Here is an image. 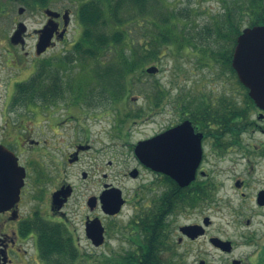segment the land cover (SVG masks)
I'll use <instances>...</instances> for the list:
<instances>
[{
  "label": "rangeland",
  "instance_id": "374dc122",
  "mask_svg": "<svg viewBox=\"0 0 264 264\" xmlns=\"http://www.w3.org/2000/svg\"><path fill=\"white\" fill-rule=\"evenodd\" d=\"M3 1L4 0H0V6L3 5ZM79 1L86 2L88 0ZM249 1L250 0H162L161 2L163 5H160L161 7L168 8L169 10L173 9L177 12H181L183 15H188L191 22V30H189V32L191 34H193V32L200 33L198 41L194 39L192 43H197V47L199 48L200 45L203 44V38L205 37L209 42L204 46L202 45V50L205 49L206 53L201 55V59L193 57L188 50H186L184 56L178 55L180 51L178 47L175 48L176 50H171L170 47V51L164 49L161 56L157 60H154L155 63L144 65L143 72L141 73H134L132 79L135 81V88L133 92L131 89V92L126 94V102H124L123 105L119 103L117 106H114V108L111 107L113 102L107 101L110 100L109 95L106 94L102 97L104 93H101L102 90L96 85L95 81L92 80V76H89L92 63L89 64L88 62L81 67L75 64L72 65V63L68 66H64L60 63L62 67L59 65L58 72L60 73L61 80L57 85L58 88L61 89V96L53 101L57 106L55 107V116L59 115V117L63 119L68 112L66 108H69L72 114L81 120L79 124L88 132L90 141L93 143L96 151L100 150L101 152L94 156V159H96L99 164V168L103 170L102 167L105 165L107 166L105 171L107 183L113 185V187L117 186V189L121 188L124 193H128L126 197L130 200L125 211L123 210L120 216L110 221L109 238L106 244L100 249H93L89 247L87 241L82 236L84 230L83 226L80 224L82 217L76 212V207L80 201L83 200L82 196L85 197L90 191L94 192L97 190L104 179L101 175L99 176V174H96L82 182L77 176L79 173V170H77L78 166L68 169L66 173L68 174L67 178L69 182L74 185L76 191L71 200L74 215L69 222L74 229L76 228L75 236L79 238L78 243L81 251L84 249V251H86V254L81 256L77 264H109V260L113 257L126 256L127 253L135 248L132 245V241L139 244L143 240L142 234L136 236L132 233V229L127 228V226L130 225V220L134 217L131 204H135L137 208L141 210L140 214L143 219H145L146 216L151 218L155 214L158 200H160L163 195L165 196L167 189H165L166 183L162 177L153 180L152 175L145 170H142L138 180L131 179L129 176L124 177L125 174L129 173L137 165L131 146L135 145L138 141L148 139L163 132L174 122H179L185 114L191 118H195L196 115L207 113V115L211 114L212 116L220 118L227 113H238L243 109H250L247 107L246 90L237 84L236 77L234 76L235 74L233 75V73L225 70V67L215 62H212V64L204 62L205 59L210 58L211 55H216L218 51L223 55L225 50L228 49L229 52L232 48L226 39L228 37L232 38V31L231 29H227V18L223 17L225 15V7H234L240 11L247 10L246 8H249ZM62 2H64L67 7L69 6L73 12L75 11L76 8H72L70 0H62ZM15 12L14 9V12L7 18H0V36L3 37L10 32V29L13 27L11 24V15L16 14ZM24 19L29 26V32H31L38 28L44 18L39 9H27ZM241 19L242 18L238 20V17L236 18V23H238L239 27ZM77 21L73 13L70 19L67 36L68 43L65 44L64 48L59 45L58 50H56L58 53L56 51L54 53L55 56H61V52L63 53L64 50L66 51V48H71L72 42L74 43L79 38L81 27H78V32H76L77 29L75 25L78 24ZM216 21H220V24L226 27L224 29L226 31V33L223 34L224 37L218 39L217 36L209 35L207 31L213 23L217 26ZM243 27L245 26H241L240 29ZM135 31H137L136 28ZM73 38H75V40H73ZM33 41V39L28 41L30 47L33 45ZM171 51L176 52L172 54ZM100 58L103 59L104 56ZM222 64L225 66L223 62ZM149 66H156L159 69L158 73L153 76L146 75L145 69ZM85 72H87V75ZM0 74L2 75V73ZM27 75L28 72L22 73L20 77L26 78ZM136 78L138 80H136ZM40 81L45 82L43 79H40ZM3 88L2 83H0V122L4 114H6L12 125H14L17 115H21V113L29 115V109L34 108L27 107L28 110L25 111L21 109L22 107L15 110L9 107L6 111L3 110ZM78 88L81 89V91H79ZM76 91L78 93H76ZM13 99L14 97L12 96V103L14 101ZM119 111L127 113L132 111L133 114L139 116V119L136 118L134 121L121 124L120 121L124 116L122 114L120 116ZM249 116V123L256 120L255 123L258 125H264V123L257 121L256 112L254 110H250ZM72 128V126H68L66 130L71 132ZM243 137H245L246 142L250 145H258L260 142H264V137L259 134L257 128L250 124L243 133ZM51 155L54 157V161L61 162L62 157L60 151H52ZM230 156H233V154ZM86 159L88 160V158ZM208 160L210 161V158L207 159V162L205 161L203 169L206 173L211 172L212 176L217 170L223 172L228 165L227 159L220 160L218 164L215 165H210ZM213 162L214 160H212V163ZM47 163L49 165L51 162ZM97 163L95 164L96 169ZM93 168L94 166L92 165L90 167V176L97 173L93 172ZM240 169L242 168L240 167ZM49 172L50 169L43 171L44 176L42 179L44 184L42 190L46 192L50 187L47 184V175ZM254 173H256L257 178L264 176L261 169H257ZM212 176L209 178L212 183H216L217 181L225 183L224 173L215 175L216 178H212ZM28 182L34 183L32 176L29 177ZM78 182L79 185L77 184ZM251 187H253V189L249 191V194L253 195L254 188H259L260 183ZM214 194L215 193H213V196ZM216 194L217 197L223 199L220 200L218 206H223L228 199L235 200L233 191L230 188L228 189V187L221 190L219 189ZM32 196V200L34 201L38 198L37 194L33 193ZM36 203L39 202L36 201ZM234 203H237V201L235 200ZM248 204L252 206V203L249 201ZM186 205L188 206V204L184 203L182 210L187 209L189 212L192 210L190 213L186 214L187 216L183 217L177 215L175 220L169 218L165 221V236L166 234L169 235L168 233L171 232L172 241H175L177 238L178 227L198 222L203 215L208 216L213 224L208 228L206 237L195 243L188 245L182 244L180 246L173 243L175 249L172 253L174 254L173 256H176V260H172V253H169L166 249L162 259L169 264H199V259L206 260L205 264H228L230 256L218 254L207 243V237L210 236H221L220 238H222V236L224 238L228 237L237 244H242L243 246L238 247L233 253L232 257L234 258L242 257L245 259L247 255H251L256 251L255 244H249L247 246L244 244L249 238L259 242V245L264 243V236L260 235V233H264V231H262L264 228L261 232L259 231V229H261V224H259L260 219L254 215V220L251 219V226L244 230V226L232 222L233 219L227 214L226 210H219V212L216 213V205L214 204H209L204 212H198V206L193 209L184 207ZM28 207H30L29 202L23 206L22 212L27 211ZM244 216L246 218L250 217L251 212L247 211ZM1 222L2 220L0 219V223ZM1 225L0 232L3 231ZM8 226L9 224L6 227ZM65 232L68 233L67 231ZM251 233H255V235L253 237H248L247 234ZM27 250H29L30 254H33V249L30 245H27ZM28 257L30 260L33 259L30 256ZM262 258L264 260V254H262ZM26 260L27 258L25 259V264H34ZM74 263L76 264V262ZM42 264H47V262L43 261Z\"/></svg>",
  "mask_w": 264,
  "mask_h": 264
},
{
  "label": "flooded vegetation",
  "instance_id": "af4514ba",
  "mask_svg": "<svg viewBox=\"0 0 264 264\" xmlns=\"http://www.w3.org/2000/svg\"><path fill=\"white\" fill-rule=\"evenodd\" d=\"M70 1L72 8L78 3L77 0ZM29 2L31 1L4 0L2 3L3 5L0 6V18H7L14 12V9L16 11V14L11 15V24L13 27L10 29V32L3 37L0 36V73H2V75L0 74V83H2L4 87L2 89V109L6 111L9 107H12L13 110L22 107L21 109L26 111L28 110L27 107L34 108L29 109V115H24V113L17 115L14 125H12L6 114H4L0 122V145L10 150L17 158L18 165L22 166L25 170L24 185L20 190L19 202L15 206L13 212L15 214V217H13L14 219H10L12 210L0 214V219L2 220L0 225L2 224L1 228H3V231L0 232V260L3 259L5 264H25L26 258V261H31L34 264L43 263L40 259L38 249L40 239L39 231L43 228V225H45V227L47 225H54L61 230L67 231L74 240L75 245L79 248V238L75 236L76 228L74 229L69 222L74 215L71 200L76 192L74 185L70 183L67 178L68 174H66L71 167L78 166L77 170H79V173L77 176L82 182L96 174H99V176L101 175L104 179L97 190L94 192L90 191L85 197L82 196L83 200L80 201L76 207V212L82 217L80 222L84 229L82 236L87 241L89 247L100 249L106 244L109 238L110 221L120 216L130 202L126 197L128 193H124L120 188L119 190L121 191L123 203L119 213L114 216L105 213V208H102L100 197L108 188H113V185L107 183L106 180L105 171L107 166H103V170L99 168V164L96 159H94V156L101 152L100 150L96 151L93 143L90 141L88 132L79 124L81 120L74 116L69 108H66L68 112L63 119H61L59 115L55 116V107L57 106L53 101L57 97H50L45 103L31 104L28 106L12 103V96L14 97L15 94V85L27 81L34 74H37L39 79H43L47 83L50 82L49 79H51V74H49V69H51V65L55 59L54 53L58 50L59 45L63 46L66 43L70 19L74 13L69 6L67 7L64 2H62V0H43V3H45L44 5L43 3ZM20 9H22L21 13L19 12ZM27 9H39L44 18L38 28L31 32H29V26L24 19ZM47 12L51 15H48ZM48 22H51L55 29L52 42L42 54L38 55L36 53V44L39 38L38 32L43 29ZM22 24H24L25 30L17 40L18 42L14 43L11 37ZM31 39L34 41L33 45L30 47L28 41ZM27 72L28 75L26 78L20 77L22 73ZM57 91V95L61 96V89ZM53 92L54 90L51 89V93ZM238 113H242L243 118L239 116L240 118L235 120L233 119V113L222 115L220 118L212 116L211 114L207 115L202 113L203 117L201 115H196L195 119H192L185 114L179 122H174L167 127L166 130L175 127L185 120H189L194 134L201 137V158L196 169L195 180L188 186L180 187L169 176L155 174L136 162L137 165L132 169L135 170L137 174L134 180H138L142 170H145L153 176L162 177L166 183L165 189H167V194L165 193L166 200L165 207H163L164 217L166 218L165 221L169 218L175 220L177 215L185 217L187 216L186 214L192 211L189 212L187 209L182 210L183 205L179 204L172 212H168V210H170V205L168 204L170 195L184 196L188 191L196 190L208 199H204V201L198 205V212H204L209 204H214L216 205V213L219 212V210H226L227 214L232 217V222L244 226V230L251 226V219L254 220L253 215L260 219L259 224H261V229H259V231L261 232L264 228V176L257 178L256 173H254L257 169H261V171H263L262 174H264V142H260L258 145H250L246 142L245 137H243V133L247 130L249 124L257 128L259 134L264 137V125H258L255 123L256 120L249 123L247 121L249 120V115L245 113V110L239 111ZM256 118L260 123H264V111L260 112V110H258L256 112ZM68 126L73 127L72 130L70 129L71 132L66 130ZM52 151L61 152L62 160L60 163L54 161V157L51 155ZM231 154H233V156H230ZM86 158H88V160ZM209 158L210 161L208 160V163L210 165L218 164L220 160L225 159H227L228 165L223 172L217 170L212 176L211 172L206 173L203 169L205 161L207 162ZM211 159L214 160L213 163ZM47 162L51 163L48 165ZM96 163L97 169L95 166ZM92 165L94 166L93 172L97 173L90 176V167ZM240 167L242 169H240ZM49 169L50 172L47 175V184L50 187L46 192L42 190L44 184L42 178L44 176L43 171ZM219 173H224L225 183H221L220 181L212 183L209 179L210 176L216 178L215 175H219ZM128 175L129 173L125 174V176ZM30 176L33 177L34 183L28 182ZM257 183H260V187L254 188V194L250 195L249 191L253 189L251 186ZM77 184L79 185V182ZM225 187L233 191L237 203H234L235 200L228 199L223 206H218L220 200L223 199L217 197L216 193L219 189L221 190ZM114 188H117V186H114ZM175 188H178L177 190L179 191L173 193V191H176ZM33 193L38 195L35 201L32 200ZM213 193H215L214 196ZM36 201L39 203H36ZM248 201L252 203V206H249ZM28 202L30 207L27 208V211L22 212L23 206ZM131 207L133 208L134 217L130 220V225H128L127 228L132 229L133 233L140 234L138 233V224L139 220L142 218L140 214L141 210L137 208L135 204H131ZM247 211L251 212L252 217L246 218L244 216ZM205 218H208V226L204 229L205 232L203 236L191 239L185 234L180 233V227H178V235L175 241H172L171 232L168 233L169 235L166 234L164 241L165 249H167L169 253H172L175 249L173 243L178 246L182 244L188 245L205 238L208 228L213 224L208 216L203 215L200 221L187 224L201 226ZM94 220H99L103 228L104 242L98 248L94 247L86 236L87 226L89 225L90 227L91 222ZM24 221H30L24 226H28L31 232L22 236L19 228H21V223ZM132 222H134V224H132ZM8 224L9 226L6 227ZM247 235L248 237H253L255 233ZM260 235L264 236V233H260ZM212 237L220 238L221 236L207 237V243L218 254L230 256L228 264H264L262 258V254H264V243L259 245V242L249 238L247 241H249V244H255L256 251L251 255H247L245 259L242 257L234 258L232 257L233 253L238 247L243 246L242 244L239 245L230 238H224L222 236L220 239L225 242H230L231 245L227 247L228 251L224 252L221 246L214 247L210 244V239ZM27 245L32 247L33 254L29 253ZM78 250L80 253H83L80 248ZM173 255L172 253V256ZM28 256L33 259L30 260ZM172 260H176V256H173ZM203 261L206 262V260Z\"/></svg>",
  "mask_w": 264,
  "mask_h": 264
},
{
  "label": "trees",
  "instance_id": "16d2710c",
  "mask_svg": "<svg viewBox=\"0 0 264 264\" xmlns=\"http://www.w3.org/2000/svg\"><path fill=\"white\" fill-rule=\"evenodd\" d=\"M30 1L43 3V0ZM161 1L88 0L81 3L76 11V19L81 26L80 36L71 45V48H66L67 50L61 53V56H55L51 69H49L50 82H42L39 76L34 74L29 80L17 84L13 104L28 106L45 103L50 97H60L57 95L59 89L57 83H60L61 80L58 72L59 65L62 67L61 64L68 66L72 63V65L81 67L89 62V64L92 63L89 76H92V80L102 90L101 93H104L102 97L106 94L109 95L110 100L107 101L113 102L111 107L114 108L117 104L123 105L126 102V94L131 92V89L133 92L135 88V81L132 79L134 73H141L144 65L155 63L154 60L161 56L164 49L170 51V47L171 50H176L175 48L178 47V49L180 48L178 55L184 56L188 50L193 57L201 58V55L206 53V50H202V48L209 41L204 37L203 44L198 48V44L192 42L194 39L198 41L200 33L193 32L191 34L189 32L191 22L188 15L161 7L163 5ZM246 9L240 11L234 7H225L223 17L227 18V29L232 31V38L226 39L232 48L229 52L228 49L225 50L224 56L218 51L216 55L207 57L205 63L215 62L235 74L231 67L232 50L236 38L241 33V26L264 25V0H250L249 8ZM237 17L238 20L242 18L240 27L236 23ZM220 21H216L217 26L213 23L207 30L209 35L217 36V39L224 37L223 34L226 33L224 30L226 27L221 25ZM171 52L174 54L176 51ZM101 56L104 58L101 59ZM85 74L87 75V72ZM136 80L138 79L136 78ZM237 84L241 86L239 82ZM51 89L54 90L53 93H51ZM78 90L81 91L79 88ZM76 93L78 92L76 91ZM246 99L248 107L253 108V102L247 95ZM129 112L119 111V115L124 116L120 121L121 124L134 121L136 118L139 119L137 114ZM242 115V113L235 112L233 119L237 120ZM177 189L175 188L176 191L173 193L178 192ZM201 195L202 193L196 190H190L184 196L171 194L168 212H172L180 203H186L193 207L199 203V199L201 201L205 199L204 195ZM165 200L166 194L158 200L155 214L151 218L146 216L145 219H138L140 222L138 227H141L144 233V240L140 247L127 253L126 256L111 258L109 264H169L162 259L166 250L164 249L166 227L163 212ZM44 227L45 225L39 231L41 258L47 264H75L74 262L77 264L82 254L80 255L70 235L54 225ZM25 229L27 230L29 227L26 226ZM20 231L24 233L23 228Z\"/></svg>",
  "mask_w": 264,
  "mask_h": 264
},
{
  "label": "water",
  "instance_id": "95a60500",
  "mask_svg": "<svg viewBox=\"0 0 264 264\" xmlns=\"http://www.w3.org/2000/svg\"><path fill=\"white\" fill-rule=\"evenodd\" d=\"M24 30L23 26H19L11 40L18 42ZM54 30L51 22H48L39 31L37 54L50 46ZM231 66L239 81L248 89V96L257 107L264 109V25L242 30L236 39ZM146 71L155 73L156 69L150 67ZM200 140L199 135L192 133L190 124L184 122L151 139L138 142L134 147V154L144 166L169 176L183 187L194 180L200 160ZM24 177V169L17 164L16 157L0 145V213L11 210L18 202ZM100 201L104 211L110 215L117 213L122 204L120 193L112 190L104 192ZM180 230L191 239L202 234L200 227L185 226ZM86 231L94 246L102 243V229L96 221ZM215 244L221 246L222 250H228V242Z\"/></svg>",
  "mask_w": 264,
  "mask_h": 264
}]
</instances>
